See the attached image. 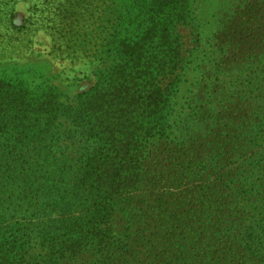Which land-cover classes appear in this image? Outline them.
I'll return each mask as SVG.
<instances>
[{"label":"trees","instance_id":"obj_1","mask_svg":"<svg viewBox=\"0 0 264 264\" xmlns=\"http://www.w3.org/2000/svg\"><path fill=\"white\" fill-rule=\"evenodd\" d=\"M108 1L89 91L0 78V264H264V0Z\"/></svg>","mask_w":264,"mask_h":264},{"label":"rangeland","instance_id":"obj_2","mask_svg":"<svg viewBox=\"0 0 264 264\" xmlns=\"http://www.w3.org/2000/svg\"><path fill=\"white\" fill-rule=\"evenodd\" d=\"M2 1L0 78L22 80L33 87L54 85L63 94L62 99L89 91L110 61L103 53L95 54V36L110 30L106 20L109 1L10 0L9 7ZM114 1L112 8L118 15L125 3ZM205 15L211 18L212 13L209 10ZM186 32L188 47L193 48V36ZM162 190L174 192L171 187Z\"/></svg>","mask_w":264,"mask_h":264}]
</instances>
